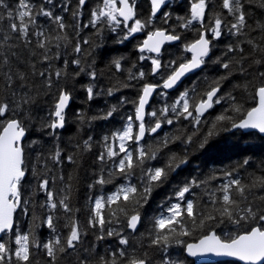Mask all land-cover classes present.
Here are the masks:
<instances>
[{"label":"snow or ice","instance_id":"6c2138e0","mask_svg":"<svg viewBox=\"0 0 264 264\" xmlns=\"http://www.w3.org/2000/svg\"><path fill=\"white\" fill-rule=\"evenodd\" d=\"M251 0H221L219 7L227 11L231 20H227L223 11L216 12L213 0H191L189 15L177 17L180 27L194 31L197 38L183 44V51L190 53V58L180 57L167 64L161 60L162 48L166 43L180 41V34L164 28H156L147 33L142 43L137 45L141 61L150 60L152 76H157L162 69H169L161 76L162 83H144L135 104V130L133 117H127L128 123L103 138V151L96 157L103 167L94 183L89 187L112 183L115 178L124 180L116 185V190L104 196L89 198L90 215L85 224L77 218L79 208H73L70 201L72 181L62 170L53 174V168L60 167L65 160L76 164L75 154L63 155L59 145L60 130L68 124V112L74 99L68 88L70 80L75 81L81 75L90 81L84 85L87 99L92 100L102 92L95 91L98 72L95 59H88L92 52L84 47L88 45L94 51L93 42L87 38L76 39L73 44L67 35L69 25L63 15L54 9V0H41L35 4L32 0H16L15 5L8 0H0V264H187L178 254L173 257L170 249L182 247L187 257H226L239 264H264V174L252 176L247 182L238 175L240 167L249 164L245 159L242 165L225 170L220 176L211 174L205 179L192 178L177 187L176 203L166 209V214L151 219V228L145 233L139 232L143 222L140 209L148 204L153 191L168 182L172 173L188 164L187 154L169 153L162 166L150 162L158 159L159 154L170 143L181 140L186 145L197 144L204 150L210 146V139L216 134L215 129L221 122H230L231 129L255 130L264 136V72H258L259 83L253 85L251 99L254 105L244 109L232 93L219 95L227 75L208 83L207 89L197 92L196 82L190 89L181 92L171 105L165 104L159 115L156 110L146 111L150 98L158 88H175L188 74L201 69L212 53L213 41L227 33L236 37L235 44L227 45V51L212 61L225 70L232 67L233 59H225L229 53L239 54L235 64L240 74H247L244 62L251 59L252 64L264 66V23L257 21L256 27L248 23L249 13L245 5ZM86 0H78L77 10L72 13L76 18ZM151 11L147 20L138 15V0H101L91 11L88 24L82 28H97V35L104 27L111 32L123 31L117 40L123 43L145 31L158 14L163 22L168 23L171 14L162 12L166 0H150ZM259 7L264 9V0ZM62 11H69L68 4ZM198 25V27H197ZM99 26V28H98ZM76 36H80L81 25L77 23ZM251 32L260 35L258 42ZM211 34V39L209 38ZM243 44L251 51L244 53ZM71 47V59H63ZM145 53L155 54L146 56ZM260 53L256 59L254 54ZM116 58L112 65L117 71L122 70L121 60ZM62 66H54V61H61ZM40 65L38 68L37 66ZM75 71L69 72V66ZM135 67V65H133ZM146 73L128 70L129 80H144ZM123 84V87H130ZM247 92L249 83L235 85ZM119 87L107 89V95H113ZM166 96V92H161ZM51 97V105L44 116L34 114V108L41 96ZM199 95V99L196 96ZM231 101V111L239 114L237 121L232 116L220 114L212 123L211 129L203 138L197 131L191 134L160 138L155 146L145 141L146 136L157 134L164 124L173 125L181 118L190 120L193 126L202 123L201 118L222 100ZM126 102V101H122ZM117 111L113 105L106 113L86 117L77 113L81 123L97 119H108ZM151 116L154 123L148 124L145 117ZM43 133L53 140L52 147L44 151L40 140L33 139L27 149L34 150L35 162L29 167L25 139L31 130ZM230 130V129H229ZM92 137L84 140L77 149L83 153L91 150ZM134 144L135 147H131ZM29 172L36 185L32 194L25 196L24 187ZM224 178L225 182L212 190V180ZM60 182L61 187H53ZM204 188L205 204L196 199L195 189ZM43 193L44 201L33 199ZM188 196L194 197L189 199ZM211 206V210L206 208ZM63 214L67 229L66 234L59 231L58 222ZM30 218L27 231H21L18 216ZM117 225V226H113ZM46 226L53 234L47 240H40L37 229ZM219 230V231H218ZM92 232L95 242H85V237ZM200 235L193 242H186L185 237ZM115 238L116 247L105 249L104 254L97 251V243ZM149 250H152L151 252Z\"/></svg>","mask_w":264,"mask_h":264},{"label":"trees","instance_id":"16d2710c","mask_svg":"<svg viewBox=\"0 0 264 264\" xmlns=\"http://www.w3.org/2000/svg\"><path fill=\"white\" fill-rule=\"evenodd\" d=\"M33 3L39 4L41 0H32ZM101 0H86V5L80 9V15L76 18L72 13L77 10L78 0H54L57 7L54 11L57 14L65 17V22L69 25L67 29V35L74 44L76 39L87 38L93 42L94 51L92 47L85 45L86 50L92 52V56L88 59H95V68L98 72V78L94 82L96 87L95 91L102 92L101 95H97L94 99L88 100L87 93L84 89V85L93 83L87 76L81 75L76 78L75 81L70 80L68 82V88L72 91L74 99L71 101L68 112V124L62 130H60L59 145L63 150V155L75 154L77 158L76 164L68 163L67 160L63 162L60 167L53 168V174H59L62 170L63 175L67 178L69 175L74 177L72 181V190L70 194V201L73 208H79L80 211L76 213L77 218L82 224L87 222L90 215V201L89 198H96L101 195H108L116 190V185L124 183V180L115 178L112 183L106 185L96 184L94 187H89L93 184L97 178L100 168L103 167L97 161L96 157L103 151V138L105 136H111L112 133L122 130L128 123L127 117L134 115L135 104L140 89L146 82L161 83V76L167 75L169 69H162L161 73L157 76L150 75L151 62L150 60L141 61L139 59L141 53L137 49V45L140 44L145 34L155 28H164L171 31L173 28L177 34H180L182 39L174 44L165 45L162 53L161 60L167 64L170 60H178L180 57L188 58V53L183 51V44L191 42L197 38V34L191 30H185L181 28L180 21L177 17H186L189 15L191 0H170L166 2V6L163 7L162 12H168L171 14L168 23L165 24L162 19V15L159 14L153 21V23L145 29V31L135 34L134 37L129 38L123 43H118L117 40L123 35V31L118 30L116 33L111 32L107 27H104L101 35H97V28H82V25L88 24L91 18V11L100 3ZM8 3L15 5L16 0H8ZM67 3L69 11H62L63 5ZM216 5L215 11H223L227 20H231V17L227 15L226 10H222L219 5L221 0H213ZM260 0H251L250 3L245 5L246 11L249 13L248 23L252 27H256L257 21L264 23V9L259 7ZM150 4L148 0H138V15L141 19L147 20L150 14ZM79 23L82 30L80 36H76V25ZM198 27V25H197ZM99 28V26H98ZM251 35L260 41V35L257 32H251ZM211 39V34H209ZM236 37L230 36L227 31L219 39L213 41V49L208 62L202 66L199 71H196L189 75L182 84L174 91L167 93L166 96H161V89L156 92L152 98L148 107V112L156 110L159 115V110L165 105H171L175 101L179 94L186 89H190L193 86V82H196L197 92L201 93L207 89L208 83L221 76L227 75L229 72V78L222 80L221 93L219 95H226L232 93L236 97V100L247 109L254 105V101L251 99V93L254 92L253 85L258 84L260 81L257 78L258 72H264V66H258L252 64L251 59L244 62L245 68L248 69L247 74H240L239 66L235 64V59L239 58V54L229 53L225 59H233L232 67L229 70H225L218 64L212 63L216 57H221L227 51V45L235 44ZM244 53L247 55L251 49L247 44H243ZM63 59H71V47L68 49V55H63L64 49H60ZM146 56H152L149 53H145ZM256 59L260 58V53L254 54ZM123 57L121 60L122 70L117 71L112 65V61L116 58ZM54 66H62L61 61H54ZM135 65V67H133ZM38 68L40 65L37 66ZM131 69L133 73H137L139 70L145 71L147 74L144 80H129L128 70ZM69 72L75 71V66H69ZM249 83L247 92L242 88H235V85H243ZM123 84H129L130 87H123ZM119 87L118 91H114L113 95H107V89L110 87ZM0 98H3L0 96ZM199 99V95L196 96ZM126 101V102H122ZM51 105V97L41 96L34 108V114L38 116H44ZM113 105L117 107V111L113 113V116L108 119H97L94 121L85 122L81 124L76 119V114L83 113L86 117L102 115L106 113ZM220 114H226L232 116L233 119L239 120L240 115L231 111V101L224 99L220 104L215 105L212 109H209L205 115L201 118L202 123L199 126H193L190 120H184L181 118L179 121L174 122L173 125L164 124L162 129L153 136H146L145 141L142 143H148L155 146L160 138H163L166 134L170 137L177 135L191 134L198 129V137L203 138L207 135L211 129L212 123L215 122V118ZM153 117L147 116L146 123L152 124L154 122ZM134 121V117H133ZM135 125V122H134ZM230 129V130H229ZM215 135L210 139V146L204 150L198 149L197 144L186 145L181 140H176L174 143H170L167 148L159 154V157L155 161L150 163L154 166H162L169 153H177L180 155L187 154L188 164L182 166L176 172L172 173L168 182L161 187L156 188L147 205L140 209L143 222L139 227V232L145 233L151 228V219L159 216L161 213L166 214V209L172 203H176L175 192L177 187L181 186L185 181L192 178L205 179L211 174L216 173L218 176L225 170L236 168L243 164L245 159H249V164L239 168L237 175L245 182L252 176H260L264 174V136L260 135L256 131H243L241 129H231L230 122H221L214 130ZM92 137L91 150L81 153L76 145L83 143L88 137ZM40 140L44 145V151H47L52 147L53 140L47 135L37 132L34 129L30 131L25 139L26 151L29 157V167L35 162L34 150L27 149V144L33 140ZM131 147H135L134 144ZM225 182L224 178L212 180L209 187L212 190L219 187ZM36 185V180L33 179L31 172H29L28 181L25 183L24 193L27 197L32 194L33 188ZM56 189L61 187L59 181L53 185ZM205 189H195L196 199H201L205 204L208 203V197L204 196ZM189 199L194 197L188 196ZM33 199L37 202H42L45 199L43 193L36 194ZM206 210L210 211L211 206L208 205ZM61 219L58 222L59 231L62 234L67 233V229L63 227L65 220L63 214H60ZM18 224L21 231H27L30 225V218L23 215L18 216ZM117 226V225H113ZM219 231V230H218ZM37 234L40 240H47L53 235L46 226H41L37 229ZM200 235L197 231L192 237H185L186 242L194 241ZM85 242H95L92 232L85 237ZM109 246L115 248V238H109L105 241L97 243V251L100 254H104L105 249ZM150 252L152 250H149ZM173 257L178 254L182 259H185L187 264H196L194 261L187 257L183 253L182 247H173L170 249ZM201 264H239L233 260H223L210 263Z\"/></svg>","mask_w":264,"mask_h":264},{"label":"water","instance_id":"95a60500","mask_svg":"<svg viewBox=\"0 0 264 264\" xmlns=\"http://www.w3.org/2000/svg\"><path fill=\"white\" fill-rule=\"evenodd\" d=\"M150 2V0H149ZM151 7V6H150ZM147 36V34H146ZM146 36L143 38V40L146 38ZM142 40V41H143ZM176 42V41H175ZM175 42H171L169 44H174ZM142 43V42H141ZM167 44V43H166ZM164 47V46H163ZM163 49V48H162ZM199 70V69H198ZM197 71V70H196ZM191 74V73H190ZM190 74H188L186 77H188ZM185 77V78H186ZM185 78L182 79V81L173 89H169V90H166L168 92L170 91H173L174 89H176L184 80ZM147 83H150V82H147ZM156 93V92H155ZM155 93H153V96L150 98V101L152 100V98L154 97ZM149 101V103H150ZM149 105V104H148ZM148 105L146 106V111H147V107ZM161 130V129H160ZM159 130V131H160ZM243 130V129H242ZM158 131V132H159ZM243 131H255V130H243ZM261 135V134H260ZM190 242H193V241H190ZM191 259H193V261L196 263V264H201V263H210V262H217V261H223V260H232V258H226V257H215V256H205V257H189Z\"/></svg>","mask_w":264,"mask_h":264}]
</instances>
